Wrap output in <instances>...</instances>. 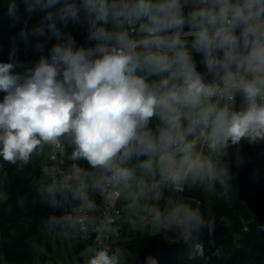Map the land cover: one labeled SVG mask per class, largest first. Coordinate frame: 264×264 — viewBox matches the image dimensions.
Segmentation results:
<instances>
[{
	"label": "clouds",
	"instance_id": "obj_1",
	"mask_svg": "<svg viewBox=\"0 0 264 264\" xmlns=\"http://www.w3.org/2000/svg\"><path fill=\"white\" fill-rule=\"evenodd\" d=\"M6 14L21 27L0 62L3 210L13 211L5 165L23 172L47 149L33 182L53 210L42 229L95 234L84 264H129L115 246L121 211L203 257L216 220L182 193L227 195L242 145L264 144V0H8ZM21 47L38 58L20 59Z\"/></svg>",
	"mask_w": 264,
	"mask_h": 264
},
{
	"label": "trees",
	"instance_id": "obj_2",
	"mask_svg": "<svg viewBox=\"0 0 264 264\" xmlns=\"http://www.w3.org/2000/svg\"><path fill=\"white\" fill-rule=\"evenodd\" d=\"M8 0H0V59L8 60L10 37L21 27L10 28L6 14ZM34 16L30 23H36ZM69 30L83 43L85 34L78 27L69 25ZM31 50L21 47L18 55L23 59ZM2 98V94H0ZM2 159V158H0ZM254 158L233 176L232 187L227 195L206 197L200 191L184 192L187 197L198 201V207L215 218V231L210 237L207 230L200 237L204 244L203 257L190 256L193 241L169 242L150 233L147 229L128 228L127 236L116 242L129 254V264H144L147 255L158 259L159 264H264V169H256ZM67 163V162H66ZM9 177L6 190L9 192L13 211L7 213L0 206V264H30L35 256L26 241L33 237L41 245V259L46 257L44 248L50 251L51 233H45L41 221L53 212L35 197L34 181L42 180L40 166L33 160L23 172L14 166L5 165ZM167 195V193L165 194ZM23 197V210L16 206V200ZM99 202V198L97 197ZM56 214H59L57 210ZM59 229L54 235L59 234ZM61 233V232H60ZM76 253L88 245L79 236H68ZM218 252V254H213Z\"/></svg>",
	"mask_w": 264,
	"mask_h": 264
},
{
	"label": "rangeland",
	"instance_id": "obj_3",
	"mask_svg": "<svg viewBox=\"0 0 264 264\" xmlns=\"http://www.w3.org/2000/svg\"><path fill=\"white\" fill-rule=\"evenodd\" d=\"M46 154H47V149L45 150V157L34 159V161H36L38 165L40 166L41 179H44L42 176V173H43V169L46 164ZM241 156L244 162L240 164L239 166H237L234 163V158H233V162L231 163V167H230V172L233 176H235L239 170H241L246 164L250 163V161H252L254 158L256 159L255 168L264 169V144L255 145V146H250L247 143L243 144L241 148ZM182 195L186 199H189V201L193 203L194 206H198V201L196 199L187 197L184 193H182ZM121 217L122 219L117 222L119 226V230H120L119 232L120 237L118 241H120L122 237L124 238L127 236L126 235L127 232L125 231L126 229L139 228V227H132L128 223L127 217L125 216L123 211L121 213ZM150 233L152 232L150 231ZM54 234L55 232L50 234L51 235L50 236L51 237L50 251L47 250L48 253H46V250L44 248V253L46 254V257L41 259L40 256L37 258V256L35 255L31 259L30 264H84V260L86 259L88 251L89 249L92 248V246L85 245L78 251V253H76L68 236L66 237L63 233H60V232L58 235H54ZM162 239L167 240L169 242H175V241L182 242V241L187 240V237H182V236L177 237V236H172V235H165L164 238ZM80 259H82L81 262H80Z\"/></svg>",
	"mask_w": 264,
	"mask_h": 264
},
{
	"label": "built area",
	"instance_id": "obj_4",
	"mask_svg": "<svg viewBox=\"0 0 264 264\" xmlns=\"http://www.w3.org/2000/svg\"><path fill=\"white\" fill-rule=\"evenodd\" d=\"M38 58L36 54L32 53L30 55H25L24 58L22 60H24L25 62L31 63L34 59ZM0 62H6L3 61L2 59H0ZM117 207H119V204L117 205ZM122 213V211H121ZM79 238L83 241L88 243V245H91L92 247L95 246L96 241H95V234H92L90 237L88 238H83L82 236H79ZM108 243H111V240L108 241Z\"/></svg>",
	"mask_w": 264,
	"mask_h": 264
},
{
	"label": "crops",
	"instance_id": "obj_5",
	"mask_svg": "<svg viewBox=\"0 0 264 264\" xmlns=\"http://www.w3.org/2000/svg\"><path fill=\"white\" fill-rule=\"evenodd\" d=\"M119 232H120V230H119ZM120 237V236H119ZM125 238V237H124ZM123 237L121 238V240H123L124 239ZM111 243H112V241H111ZM82 261V259H80V262Z\"/></svg>",
	"mask_w": 264,
	"mask_h": 264
}]
</instances>
